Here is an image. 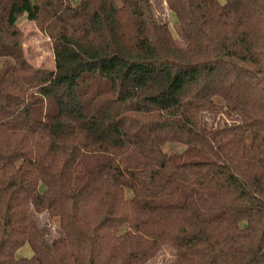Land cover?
Returning a JSON list of instances; mask_svg holds the SVG:
<instances>
[{"label":"trees","instance_id":"1","mask_svg":"<svg viewBox=\"0 0 264 264\" xmlns=\"http://www.w3.org/2000/svg\"><path fill=\"white\" fill-rule=\"evenodd\" d=\"M165 3L0 0V264H264V0Z\"/></svg>","mask_w":264,"mask_h":264},{"label":"rangeland","instance_id":"2","mask_svg":"<svg viewBox=\"0 0 264 264\" xmlns=\"http://www.w3.org/2000/svg\"><path fill=\"white\" fill-rule=\"evenodd\" d=\"M150 3L153 7L156 21L160 24H168V26L171 28V31H173V25L176 21L173 14L169 11L165 0H150ZM18 26L22 34L21 42L24 57L27 59V61L35 68L52 71L54 69V57L51 42L39 32L36 25H34L32 22H29L24 17L19 19ZM207 119L208 123L214 126L223 123H232L231 120L219 115H217L215 118ZM173 147L175 146L168 144L164 149L169 150ZM173 150L177 151L175 148H173ZM38 218L40 225H43L46 228L50 234V237H56V222L50 220L44 214ZM31 255L32 251H30L28 246L21 248L17 253V256L24 258L30 257ZM173 255V251L167 248L163 254L152 260L150 264H167L166 262L171 263L174 257Z\"/></svg>","mask_w":264,"mask_h":264}]
</instances>
